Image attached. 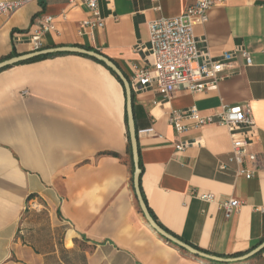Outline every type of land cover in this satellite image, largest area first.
<instances>
[{
  "label": "crops",
  "instance_id": "obj_1",
  "mask_svg": "<svg viewBox=\"0 0 264 264\" xmlns=\"http://www.w3.org/2000/svg\"><path fill=\"white\" fill-rule=\"evenodd\" d=\"M189 3L99 0L105 25L92 29L83 26L82 0H31L0 16V61L32 52L30 35L52 15L40 50H94L129 79L133 65L144 64L149 23ZM195 34L212 55L246 49L253 64L237 55L217 86L179 90L169 100L157 87L133 93L141 187L175 236L228 258L264 241V0H224ZM126 104L123 83L85 54L58 52L0 71V264H264V249L246 261L215 262L151 228L132 182ZM235 104L250 107L256 122L249 151L257 159L244 163L254 171L249 179L229 161L226 126L186 119L189 128L178 133L169 122L173 110L214 115ZM232 198L241 205L227 216L221 204Z\"/></svg>",
  "mask_w": 264,
  "mask_h": 264
},
{
  "label": "built area",
  "instance_id": "obj_2",
  "mask_svg": "<svg viewBox=\"0 0 264 264\" xmlns=\"http://www.w3.org/2000/svg\"><path fill=\"white\" fill-rule=\"evenodd\" d=\"M31 0H0V16L11 14ZM88 9L89 17L83 21V26L92 29L102 28L105 18L99 9V0H82ZM224 0H190L185 11L173 17H159L149 23V45L144 47V64L133 65L129 78L133 93H139L149 88L157 87L165 100H169L176 91L202 92L218 85L237 55H241L247 65L253 64L250 52L246 49L226 51L214 56L206 46H200L196 37L195 26L208 20L209 10ZM54 29V17L46 15L40 27L29 37L33 51L43 46V36ZM190 120L193 126L201 127L207 124L226 126L232 136V149L229 161L239 167L237 174L251 178L252 169L244 167L245 160L256 161L257 155L249 151L253 144L256 122L250 107L235 104L224 107L214 115H203L196 107L185 110H173L169 122L178 133L189 128L184 120ZM152 129H150L151 131ZM185 143L176 145L178 150L185 148ZM226 166L221 164L220 168ZM198 196L205 201H214L213 192H202ZM226 215L240 207L241 202L232 198L223 202Z\"/></svg>",
  "mask_w": 264,
  "mask_h": 264
},
{
  "label": "water",
  "instance_id": "obj_3",
  "mask_svg": "<svg viewBox=\"0 0 264 264\" xmlns=\"http://www.w3.org/2000/svg\"><path fill=\"white\" fill-rule=\"evenodd\" d=\"M58 52H74V53H81L88 55L90 57H93L99 61H102L111 71H113L116 76L121 80V82L124 85L125 92H126V99H127V115H128V131H129V137H130V144L132 149V158L134 163V171H133V186L135 189V194L137 197V200L140 205V209L142 213L144 214L148 224L151 226L153 230H155L158 234H160L163 238L166 240L176 244L180 248L186 250L190 254L212 260L215 262H242L250 259L251 257L255 256L257 253L262 251L264 249V241L250 250L249 252L236 256V257H220L217 255H213L210 253H207L205 251H202L191 244L181 240L177 236L173 235L172 233L168 232L166 229H164L152 216L150 213L147 204L143 198L141 189H140V174H141V168L139 164V150H138V138H137V130L135 125V118H134V110H133V92L130 86L129 79L124 74L123 70L110 58L105 56L102 53H99L94 50H87L81 47L77 46H61V47H54V48H46L42 50L32 51L29 53L17 55L10 57L8 59L0 61V70L9 66H12L14 64L24 62L27 60H30L32 58L38 57L40 55H47L52 53H58Z\"/></svg>",
  "mask_w": 264,
  "mask_h": 264
},
{
  "label": "trees",
  "instance_id": "obj_4",
  "mask_svg": "<svg viewBox=\"0 0 264 264\" xmlns=\"http://www.w3.org/2000/svg\"><path fill=\"white\" fill-rule=\"evenodd\" d=\"M51 55H53V53L52 54H47V55H40V56H38V57H35V58H32V59H30V60H27V61H25V62H29V61H34V60H38V59H42V58H45V57H48V56H51ZM91 58H93V57H91ZM93 59H95V58H93ZM96 61H98V62H101V63H103L102 61H99V60H97V59H95ZM104 64V63H103ZM105 65V64H104ZM7 68V67H6ZM3 69H5V68H3ZM109 69V68H108ZM2 70V69H1ZM0 70V71H1ZM111 70V69H110ZM112 73L116 76V74L112 71ZM117 78H118V76H116ZM118 80L121 82V80L118 78ZM128 137H129V132H128ZM129 150H130V153L132 154V149H131V144H130V137H129ZM132 171H134V163L132 162ZM141 175L142 174H140V189H141V192H142V187H141ZM132 182H133V176H132ZM142 195H143V198H144V200H145V202H146V204H147V207H148V209H149V211H150V213L152 214V216L154 217V219L164 228V229H166L168 232H170V233H172L170 230H168L166 227H164L159 221H158V219H157V217H156V215L154 214V212L152 211V209L149 207V205H148V203H147V201H146V198L144 197V194H143V192H142ZM173 235H176V234H174V233H172ZM262 251H260L259 253H257L255 256H257L258 254H260ZM242 254H245V253H243V252H240V253H236V254H233L232 256L233 257H236V256H240V255H242ZM254 256V257H255Z\"/></svg>",
  "mask_w": 264,
  "mask_h": 264
}]
</instances>
